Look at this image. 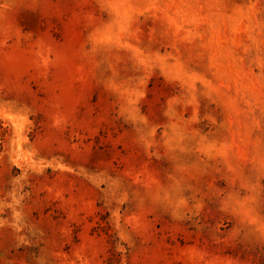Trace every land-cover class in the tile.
<instances>
[{
  "label": "rangeland",
  "instance_id": "1",
  "mask_svg": "<svg viewBox=\"0 0 264 264\" xmlns=\"http://www.w3.org/2000/svg\"><path fill=\"white\" fill-rule=\"evenodd\" d=\"M0 264H264V0H0Z\"/></svg>",
  "mask_w": 264,
  "mask_h": 264
}]
</instances>
